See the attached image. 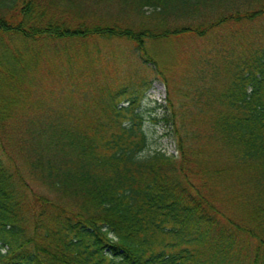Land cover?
<instances>
[{
	"label": "trees",
	"instance_id": "16d2710c",
	"mask_svg": "<svg viewBox=\"0 0 264 264\" xmlns=\"http://www.w3.org/2000/svg\"><path fill=\"white\" fill-rule=\"evenodd\" d=\"M0 264H264V0H0Z\"/></svg>",
	"mask_w": 264,
	"mask_h": 264
},
{
	"label": "rangeland",
	"instance_id": "374dc122",
	"mask_svg": "<svg viewBox=\"0 0 264 264\" xmlns=\"http://www.w3.org/2000/svg\"><path fill=\"white\" fill-rule=\"evenodd\" d=\"M225 34L227 31L225 30ZM209 46L210 40L206 38L204 41L203 39H199L196 37H186L182 41L180 45V52L178 57L182 61L184 58V53L188 50V47L194 48L195 46ZM197 48V47H196ZM138 63V62H137ZM149 66L150 64H146ZM135 68H140V66L135 65ZM143 68V66H142ZM169 74L173 76L171 71ZM174 77V76H173ZM176 81L179 82V78L175 74ZM167 102V89L166 85L164 84L162 78L157 76H152L150 87L147 88L144 92V95L140 101L139 112L143 118V131L146 136V147L144 151L141 153L142 156H147L155 151H162L166 154L176 155L175 149V142L172 137V130L171 127L162 122L157 121L154 122L152 118H160L166 110V103Z\"/></svg>",
	"mask_w": 264,
	"mask_h": 264
}]
</instances>
